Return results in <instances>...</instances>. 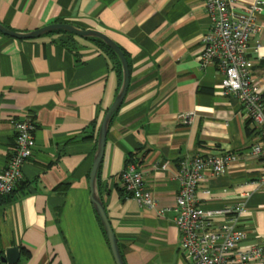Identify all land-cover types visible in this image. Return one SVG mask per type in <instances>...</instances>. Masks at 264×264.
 <instances>
[{
    "label": "crops",
    "instance_id": "0c3cea01",
    "mask_svg": "<svg viewBox=\"0 0 264 264\" xmlns=\"http://www.w3.org/2000/svg\"><path fill=\"white\" fill-rule=\"evenodd\" d=\"M254 1L234 0L238 8ZM256 21L259 32L245 57L264 99V0ZM51 23L106 34L127 62V88L108 124L96 175L123 264H191L178 249L172 208L177 165L195 153L235 156L221 175L206 173L195 196L208 208L247 193L240 246L263 240L264 186L254 183L260 162L249 154L257 131L223 92L215 68L198 65L209 26L203 2L0 0V24L12 31ZM119 81L113 61L90 40L63 31L32 39L0 33V172L13 144L12 120L34 126L19 185L0 197V250L23 249L20 264H114L89 201L88 174L98 125ZM181 114L191 115L188 123ZM128 162L155 197L153 209L122 190L118 177Z\"/></svg>",
    "mask_w": 264,
    "mask_h": 264
},
{
    "label": "built area",
    "instance_id": "2783aa9c",
    "mask_svg": "<svg viewBox=\"0 0 264 264\" xmlns=\"http://www.w3.org/2000/svg\"><path fill=\"white\" fill-rule=\"evenodd\" d=\"M201 1L209 26L200 37L198 65L200 68H215L220 74L219 84L223 92L238 101L245 118L256 129V139L249 147V154L260 162L254 183L264 186V99L258 84L250 77L245 57L249 40L259 32L256 13L260 0L241 8L234 0ZM190 116L179 115L180 122L188 123ZM11 127L13 144L0 172V197L11 193L20 182L21 166L34 143V126L29 119H13ZM235 159L231 152L195 153L177 165L174 176L178 187L172 221L178 231V249L191 264H264V239L240 246L246 238L239 221L247 193L240 194L231 205L208 208L202 207L195 196L206 173L221 175ZM118 180L124 193L139 205L146 209L156 206L155 197L145 189L141 174L133 163L125 164ZM203 193L209 191L205 189ZM157 214H161V210ZM214 217L222 219L214 223Z\"/></svg>",
    "mask_w": 264,
    "mask_h": 264
},
{
    "label": "water",
    "instance_id": "95a60500",
    "mask_svg": "<svg viewBox=\"0 0 264 264\" xmlns=\"http://www.w3.org/2000/svg\"><path fill=\"white\" fill-rule=\"evenodd\" d=\"M52 31H63L66 33L76 35L81 38H96L100 40L106 47H108L115 54V56L119 61V65H120L119 86L113 97V100L111 101L110 105L107 107L105 112L103 113L98 125L96 139H95V148L92 155L90 171L88 174V189H89V201L104 233L113 262L114 264H123L118 249L117 241L110 227V224L107 220L101 199L97 191L96 175L102 156L104 139L108 128V124L110 122L112 114L119 107L127 88V83H128L127 62L124 55L122 54L118 46L115 44V42H113L106 34L97 30L79 29L67 23H51L31 31L18 32V31H12L0 24V33L12 37L14 39H32L39 37L43 34L50 33ZM18 259H19V248L17 246H10V247H6L3 250H0V264H17Z\"/></svg>",
    "mask_w": 264,
    "mask_h": 264
},
{
    "label": "trees",
    "instance_id": "16d2710c",
    "mask_svg": "<svg viewBox=\"0 0 264 264\" xmlns=\"http://www.w3.org/2000/svg\"><path fill=\"white\" fill-rule=\"evenodd\" d=\"M52 32H62V31H52ZM85 39H87V40H90V41H92V42H94L99 48H101L107 55H108V57L113 61V64L115 65V68H116V71H117V73H118V76H119V80H120V65H119V61H118V59H117V57L115 56V54L108 48V47H106L100 40H98V39H96V38H85ZM121 50V49H120ZM122 52V51H121ZM122 54H123V52H122ZM124 55V54H123ZM125 57V56H124ZM126 160H131V154H129V156H128V159H126ZM19 184H17V186H18ZM59 188H64L65 187V185L64 184H61V185H59L58 186ZM14 191V190H13ZM12 191V192H13ZM11 192V193H12ZM8 195H10V193L8 194ZM8 195H5V196H8ZM2 197H4V196H2ZM100 225V224H99ZM103 233V232H102ZM103 235H104V233H103ZM19 253L20 254H22V255H24V251H23V249H19ZM17 264H20L19 262H17Z\"/></svg>",
    "mask_w": 264,
    "mask_h": 264
}]
</instances>
